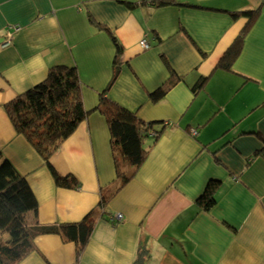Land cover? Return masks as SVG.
Masks as SVG:
<instances>
[{
  "label": "crops",
  "instance_id": "1",
  "mask_svg": "<svg viewBox=\"0 0 264 264\" xmlns=\"http://www.w3.org/2000/svg\"><path fill=\"white\" fill-rule=\"evenodd\" d=\"M140 1L147 0H0V151L37 198L30 221L95 220L82 254L74 242L43 235L19 264H264V0L126 5ZM257 9L250 25L229 14ZM248 26L232 70L220 68ZM2 40L11 45L1 48ZM59 65L77 68L89 112L52 158L77 189L56 185L5 109ZM116 70L106 96L165 128L145 140V162L102 207L120 179L108 122L96 108ZM173 74L182 80L153 102ZM202 76L209 79L195 94ZM212 181L215 204L207 210L199 200Z\"/></svg>",
  "mask_w": 264,
  "mask_h": 264
},
{
  "label": "trees",
  "instance_id": "2",
  "mask_svg": "<svg viewBox=\"0 0 264 264\" xmlns=\"http://www.w3.org/2000/svg\"><path fill=\"white\" fill-rule=\"evenodd\" d=\"M150 3L161 8L179 6L189 9L203 8L198 4L181 0H147L127 2L130 9ZM260 10L229 12L234 18L247 17L249 25ZM249 26L237 38L228 51L220 68L231 71L235 59L241 52L245 34ZM117 46V56L123 48L113 37ZM118 75L106 87L96 110L105 116L111 134L115 167L120 179L117 188L107 191L102 198L104 207L138 172L148 156L144 142L149 137L158 138L165 125L162 122H144L135 112L113 101L108 95L111 85ZM209 77L202 76L192 87L196 94L207 84ZM182 78L173 74L157 91L151 94L153 102L161 100L169 90ZM6 112L18 134L23 135L44 161L57 186L77 189L79 182L73 175L61 174L53 165L52 158L61 145L83 123L89 112L85 109L82 85L75 66L59 65L49 70L46 79L16 97L5 106ZM158 125H161L159 129ZM218 184L209 182L199 203L210 210L215 204L214 192ZM39 203L29 185L12 162L0 151V264H19L36 250L35 241L43 235H59L63 242H74L78 253L82 254L87 246L95 226L94 218L89 215L82 222L42 225L32 223L30 215L37 217Z\"/></svg>",
  "mask_w": 264,
  "mask_h": 264
},
{
  "label": "built area",
  "instance_id": "3",
  "mask_svg": "<svg viewBox=\"0 0 264 264\" xmlns=\"http://www.w3.org/2000/svg\"><path fill=\"white\" fill-rule=\"evenodd\" d=\"M16 30H19L18 28ZM11 45V40H8V41H4L2 44H1V48H7ZM140 45L142 46V48L144 49H148L149 48V44L147 42L146 39H143L141 42H140ZM116 220L118 222L122 221L123 220V216L121 214H118L116 216Z\"/></svg>",
  "mask_w": 264,
  "mask_h": 264
},
{
  "label": "water",
  "instance_id": "4",
  "mask_svg": "<svg viewBox=\"0 0 264 264\" xmlns=\"http://www.w3.org/2000/svg\"><path fill=\"white\" fill-rule=\"evenodd\" d=\"M4 40H2L1 42H3Z\"/></svg>",
  "mask_w": 264,
  "mask_h": 264
},
{
  "label": "rangeland",
  "instance_id": "5",
  "mask_svg": "<svg viewBox=\"0 0 264 264\" xmlns=\"http://www.w3.org/2000/svg\"><path fill=\"white\" fill-rule=\"evenodd\" d=\"M264 153V152H263Z\"/></svg>",
  "mask_w": 264,
  "mask_h": 264
}]
</instances>
